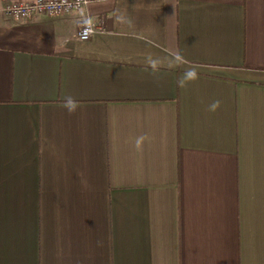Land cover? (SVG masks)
I'll return each mask as SVG.
<instances>
[{
	"label": "crops",
	"instance_id": "1",
	"mask_svg": "<svg viewBox=\"0 0 264 264\" xmlns=\"http://www.w3.org/2000/svg\"><path fill=\"white\" fill-rule=\"evenodd\" d=\"M0 264H264V0L0 11Z\"/></svg>",
	"mask_w": 264,
	"mask_h": 264
},
{
	"label": "built area",
	"instance_id": "2",
	"mask_svg": "<svg viewBox=\"0 0 264 264\" xmlns=\"http://www.w3.org/2000/svg\"><path fill=\"white\" fill-rule=\"evenodd\" d=\"M100 0H0V11L6 17L15 20L28 19L36 14H66L77 11L83 6ZM95 23L84 20L77 29L80 40H88L95 32Z\"/></svg>",
	"mask_w": 264,
	"mask_h": 264
},
{
	"label": "clouds",
	"instance_id": "3",
	"mask_svg": "<svg viewBox=\"0 0 264 264\" xmlns=\"http://www.w3.org/2000/svg\"><path fill=\"white\" fill-rule=\"evenodd\" d=\"M155 62H153L154 64ZM184 79L185 80H195L197 79V73L195 69H189L185 72L184 74ZM183 83V80L181 81V84ZM219 101H215L211 105V110L215 111L219 107ZM63 106L65 109L71 114L74 113L77 108L79 107V104L77 101H75L72 97H66ZM139 144V141H138Z\"/></svg>",
	"mask_w": 264,
	"mask_h": 264
}]
</instances>
